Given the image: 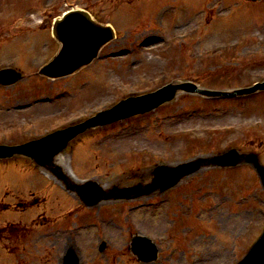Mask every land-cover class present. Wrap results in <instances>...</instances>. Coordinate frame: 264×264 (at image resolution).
I'll use <instances>...</instances> for the list:
<instances>
[{"label": "rangeland", "instance_id": "rangeland-1", "mask_svg": "<svg viewBox=\"0 0 264 264\" xmlns=\"http://www.w3.org/2000/svg\"><path fill=\"white\" fill-rule=\"evenodd\" d=\"M74 8L110 24L115 38L70 75L38 76L59 47L53 20ZM5 67L23 80L0 86V144L43 135L169 82L248 86L264 79V0H0ZM81 140L60 156L73 176L67 173L69 186L19 157L0 161V264H60L67 246L78 264H202L205 257L206 264H234L262 231L264 188L249 164L202 167L163 193L93 206L70 189L91 179L115 196L137 184L146 191L154 165L176 168L231 147L264 165V93L210 99L180 92ZM137 234L158 247L154 263L132 255Z\"/></svg>", "mask_w": 264, "mask_h": 264}, {"label": "water", "instance_id": "water-1", "mask_svg": "<svg viewBox=\"0 0 264 264\" xmlns=\"http://www.w3.org/2000/svg\"><path fill=\"white\" fill-rule=\"evenodd\" d=\"M52 34L60 42L61 47L58 53L38 71L48 77L69 74L80 66L89 63L96 56L99 47L113 37V32L109 27L95 23L86 11L79 9L69 11L61 19H57L52 25ZM19 77V73L13 69H0V84H11ZM179 90L195 92L207 97L237 96L264 90V81L249 87L229 91L202 89L190 82L169 83L154 92L122 99L109 109L99 112L81 123L56 130L37 140L16 146L0 145V158L9 157L13 154H25L36 162H47L53 155L61 152L68 141L86 129L148 112L171 100ZM221 158L226 159L225 161H220L222 165H234L238 161L235 150H230L211 158H197L196 160L179 164L176 168L158 166L150 189L139 192L138 187H132L129 191H138L139 193L137 192L136 194L148 193L149 190L157 186H159L160 191H163L176 184L182 176L192 173L202 165L213 164V162ZM249 160L256 167L261 183L264 186V167L258 164L255 155H252ZM83 192H85L83 194L85 202L90 205L108 197L107 193L94 182H88L85 185V189L82 190ZM131 244V250L139 260L151 261L155 259L157 249L146 238L136 237ZM103 247L104 243L101 244L100 250ZM63 264H78V258L71 248L67 250L63 257ZM237 264H264V229L247 254Z\"/></svg>", "mask_w": 264, "mask_h": 264}, {"label": "bare ground", "instance_id": "bare-ground-1", "mask_svg": "<svg viewBox=\"0 0 264 264\" xmlns=\"http://www.w3.org/2000/svg\"><path fill=\"white\" fill-rule=\"evenodd\" d=\"M145 46H147V45H145ZM145 46H144V47H145ZM57 162H58V164L61 166V165L63 164L62 157H59V158L57 159ZM208 261H209V258H207V257L202 258V264H206Z\"/></svg>", "mask_w": 264, "mask_h": 264}]
</instances>
